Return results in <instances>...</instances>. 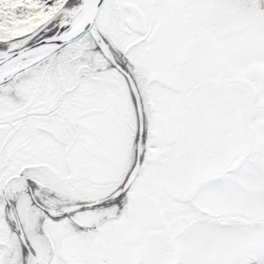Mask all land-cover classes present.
<instances>
[{"label": "snow or ice", "instance_id": "1", "mask_svg": "<svg viewBox=\"0 0 264 264\" xmlns=\"http://www.w3.org/2000/svg\"><path fill=\"white\" fill-rule=\"evenodd\" d=\"M0 264H264V0H0Z\"/></svg>", "mask_w": 264, "mask_h": 264}]
</instances>
